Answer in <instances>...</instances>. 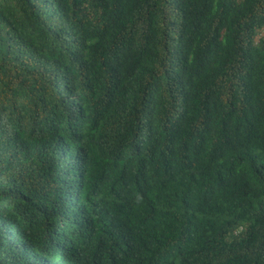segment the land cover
Listing matches in <instances>:
<instances>
[{"label": "trees", "instance_id": "obj_1", "mask_svg": "<svg viewBox=\"0 0 264 264\" xmlns=\"http://www.w3.org/2000/svg\"><path fill=\"white\" fill-rule=\"evenodd\" d=\"M224 15L241 30L235 40ZM212 50L231 85L217 97L215 82L179 89L181 77L206 70ZM190 89L191 110L166 134L168 110ZM146 104L157 113L141 123ZM55 128L76 129L72 149L84 141L88 161L72 175L51 165L56 139L41 133ZM144 128L152 145L127 156ZM14 193L18 204L4 206ZM80 193L93 223L77 240L65 205ZM263 199L264 0H0V226L15 228L9 243H23L26 229L40 257L62 264H264ZM9 243L0 242V264H17Z\"/></svg>", "mask_w": 264, "mask_h": 264}, {"label": "clouds", "instance_id": "obj_2", "mask_svg": "<svg viewBox=\"0 0 264 264\" xmlns=\"http://www.w3.org/2000/svg\"><path fill=\"white\" fill-rule=\"evenodd\" d=\"M58 18L60 21L59 16H58ZM231 18H232L231 16L224 15L223 16V23L228 24L229 32L234 36V40H235L237 38L238 34L241 32V30H236L234 27L231 29V26L233 25L229 21ZM66 38H68V37H66ZM170 42L172 44H174L175 42H180V37L178 36V38L176 40H170ZM71 45L76 46L77 43L74 42V43H71ZM201 46H202L201 38H199L196 41L193 40V44H192L193 50L196 51ZM210 56H211V58H210ZM209 58L210 59L207 60V62H210L209 66L206 68V70H203L201 68L199 74H195L192 82L187 83L183 80L182 77L178 80L179 89H182L183 87L185 88L186 85L192 84L195 81H196V83L203 81L202 85L204 83L212 84L213 82H215V84L216 83L222 84V89L220 91H218V93L216 95V97H217L221 94V91L225 90L228 86L231 85L230 82H232V75L227 74V67L228 66L227 67H220V66L215 64L214 60L217 58V56L213 52V50L211 51ZM202 89L203 88L201 86V91L204 93V90H202ZM192 98H193V95L191 94V89L188 92L181 93L177 96L176 104L168 110V116H167L166 121L164 122L163 128H164V132L166 134H170V135H176L177 134L178 129L182 123V120L180 118V114L182 112H184L186 109L191 110ZM156 113L157 112L154 109V105L146 104V106L143 109V112L141 114V118H140L141 123H146L147 120H150L152 117H155ZM218 116L219 115H215V122H217ZM149 130L150 129H148V128H144L142 130L139 129L135 132V137L132 140V142L125 145L127 156H130V157L134 156V155L138 154L140 151H143V150H145V148H149L152 145L154 137L149 135ZM72 133L76 135V129H72ZM71 134L66 135L64 130H63V134H62L61 130L56 132V128L53 131L50 129L47 131H42V133H41V136H45V137L54 136L55 137L56 145H55V148L52 152L50 162H51V165L52 164L55 165L56 171H60V172L64 173L65 175H72L75 172H77L78 170H81L86 165V163L88 161V155H87V152L84 148V141L82 142V145L76 144L77 146L75 148H73V149L71 148V144L74 143V138H75V136L71 135ZM115 155L117 158H122L124 156L123 154L116 153V152H115ZM103 158H101V159H103ZM113 173L114 172L109 173V174L105 173L102 177V183L105 184V186H107V189H108V187L114 188V189L116 187L115 184L111 183ZM113 190L111 189L109 191H113ZM122 195H123V190L120 192H117L118 198H120ZM8 196L10 198H5V199H8V201L6 203H4V206H7L9 204L11 206H14V205L18 204V201L20 198L19 194L14 193V194H10ZM69 201L70 202H68L65 205V207H67V208L69 207L68 214L69 215L72 214L71 215L72 216V224L74 225L73 232L76 234L75 237H77V240H79L81 238L84 239V237H86V234L88 232H90L91 224L93 223L92 218L89 216V214L85 210V195L80 193V195L77 198H72ZM262 201H264V199ZM22 213L23 212L20 211V214H22ZM261 213L264 215V205H263V209H262ZM92 217H93V215H92ZM48 221H50V219ZM10 225L6 224V223L1 224L0 229L3 230V235L5 236L4 240H6L7 242L6 241H0V242H3V243L11 242L15 228L12 225L11 226ZM20 231L22 232L21 238L23 239V243H21L22 240H20V242H16V243H9V244H11L12 249L16 248V255L8 256L11 258L15 257V263H17V264H62L63 261L66 260L64 257H55L54 255L49 256L48 253H47V255H45V253H44V257H40V253L43 252L42 249L36 248L35 246H32L29 242H27L28 239L26 236V229L20 228ZM187 231L189 232L188 241L184 240L182 242L183 243L188 242V246L191 247L192 242H193L192 229H188ZM16 234H17V232H16ZM55 236L56 235H53L49 232L48 236L47 237L45 236V238H46V240L49 239V241H47V242H50L52 239H54ZM67 242H68V240L64 241L63 244L61 245V247L65 246ZM74 244H75V242L73 241L71 243V245L74 246ZM29 245L32 246L36 250L31 249L28 254H24L22 257L17 256V255H19V252H17L18 250L21 251V250L26 249V251H27ZM64 249L68 250L69 246H65ZM72 253H75V249H73L71 251V254ZM47 256H49L51 258H49ZM54 258H58V259H54Z\"/></svg>", "mask_w": 264, "mask_h": 264}]
</instances>
